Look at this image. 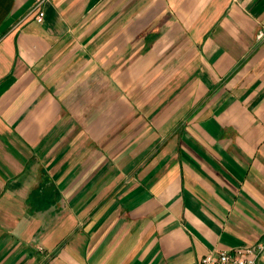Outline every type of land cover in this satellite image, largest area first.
Wrapping results in <instances>:
<instances>
[{"label": "crops", "instance_id": "0c3cea01", "mask_svg": "<svg viewBox=\"0 0 264 264\" xmlns=\"http://www.w3.org/2000/svg\"><path fill=\"white\" fill-rule=\"evenodd\" d=\"M34 2L0 0V264L264 244V0Z\"/></svg>", "mask_w": 264, "mask_h": 264}, {"label": "built area", "instance_id": "2783aa9c", "mask_svg": "<svg viewBox=\"0 0 264 264\" xmlns=\"http://www.w3.org/2000/svg\"><path fill=\"white\" fill-rule=\"evenodd\" d=\"M49 0H35V19L42 23L44 17L43 6ZM264 254V244L236 248L232 251H220L209 254L201 259L199 264H258L259 258Z\"/></svg>", "mask_w": 264, "mask_h": 264}]
</instances>
